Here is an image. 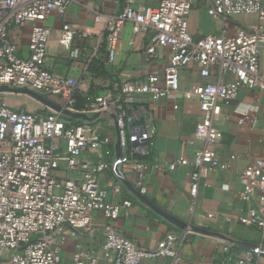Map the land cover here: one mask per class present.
<instances>
[{"label":"built area","instance_id":"2783aa9c","mask_svg":"<svg viewBox=\"0 0 264 264\" xmlns=\"http://www.w3.org/2000/svg\"><path fill=\"white\" fill-rule=\"evenodd\" d=\"M75 1L80 0H0V87L26 88L46 97H61L63 107L77 111V93L83 80L59 76L47 65L51 37L47 19L52 13L65 15ZM196 1L199 0H160L153 7L123 0L121 12L108 15L104 29L96 33L94 55L105 48L113 61L122 30L131 23L134 35L153 32L146 45V59L151 60L159 48H167L168 63L162 75L151 73L144 80L113 82L110 92L94 96L84 110L98 113L96 121L113 119L120 147L129 149V128L147 112L139 103L141 95H150L154 101L175 96L181 91L182 70L193 64L200 67L204 79L211 77L215 67L220 75H231L230 80L203 82L184 92L185 98L194 96L199 101L200 120L195 135L204 145L192 161L179 157L168 163V168L174 170L189 163L195 166L191 173L192 209L204 177L231 167L230 162H222L210 148L223 137L215 124L220 104L235 100L242 87L258 91L264 101V71L260 61L264 47V0H206L210 3L209 15L222 18L225 24L242 14H257L258 22L254 28L237 27L234 33L224 28L219 34L199 39L189 28V16ZM30 23V54L23 57L10 39V30ZM64 28L70 30L68 25ZM93 34L82 32L80 36L87 38ZM79 53L76 49L73 55ZM252 110L257 108L250 107L244 114L249 117ZM149 119L147 124L151 123ZM99 128V124L74 122L55 110L17 109L0 98V264H61L67 231L74 237L83 231L94 233L91 225L95 212H101L107 220L102 227L105 236L102 249L107 257L111 255L108 264H142L144 258L157 256L169 257L173 264L180 263L182 257L174 235H168L155 249H147L119 230L116 221L122 209L131 207L133 202L128 198L109 201V191L101 184L99 175L128 165L135 173V187L145 195L150 165L134 157V153L145 152L139 145H132L129 154L117 155L113 163L80 161L85 151L104 150L106 155L112 154V139L101 136ZM140 136L139 140L144 142L151 131L144 130ZM61 140L65 142V151L61 150ZM61 160H66L70 169H80L83 181H58L55 171ZM155 167L161 170V166ZM238 177L245 202L250 203L258 192L263 200L261 208L248 205L239 221L264 231V157L240 169ZM229 187L228 183L223 184L224 189ZM115 191L120 189L115 187ZM263 253L260 247L245 250L222 264H258L256 257ZM69 264H100V259L95 252L79 250Z\"/></svg>","mask_w":264,"mask_h":264},{"label":"crops","instance_id":"0c3cea01","mask_svg":"<svg viewBox=\"0 0 264 264\" xmlns=\"http://www.w3.org/2000/svg\"><path fill=\"white\" fill-rule=\"evenodd\" d=\"M159 1L134 0L135 3L153 7ZM209 6L210 3L206 0L196 1L190 13L189 28L196 39L207 34H219L224 28L229 33L236 32L237 27L254 28L258 22L257 14H242L225 24L222 18L209 15ZM122 9L123 0H80L73 2L65 15L52 13L47 19V25L51 29L48 67L59 76H72L83 80L77 93L76 112L86 113L88 117H72L73 121L99 124V134L108 135L112 139L111 155H106L104 150L85 151L79 160L113 163L117 155L130 153V147L134 145V135L139 138L144 130H150L151 136L147 143L140 140L139 144L145 152L134 153L135 158L150 165L146 179L148 192L145 196L188 225L187 228L176 225L135 195L128 186V183L135 186V173L128 165L123 164L118 170L109 169L99 175L101 184L109 191V201L121 202L128 198L133 202L131 207L122 209L116 221L119 230L138 246L147 249H155L168 235H174L176 248L182 257L179 264H222L245 250H251L233 241L247 242L254 245V248L264 249V231L239 221L248 205L263 207L261 192L256 193L250 203L242 199L243 186L238 177L240 169L254 159L264 157V101L258 91L242 87L235 100L220 104L215 124L223 132V137L210 148L222 162H230L231 167L227 170L218 169L204 177L194 209L191 208L190 190L191 173L195 166L189 163L178 165L174 170L168 168V163L179 157L192 161L196 151L204 145L195 135L200 120L199 101L194 96L185 98L184 92L203 82H217L220 78L230 80L233 78L231 75H220L219 69L215 67L211 77L204 79L200 67L193 64L182 70L181 91L175 96L154 101L150 95H141L138 98L139 103L147 112L129 128V149L120 147L118 130L113 119L100 122L93 118L94 114L84 112L94 96L110 92L113 82L144 80L151 73L162 75L168 63L167 48H159L151 60L146 59V45L153 32L149 30L134 35L131 23H127L122 30L113 61L105 48H101L94 55L96 33L104 29L108 15H117ZM65 25L70 30H65ZM31 29L30 23L10 30V39L17 45L18 53L23 57L30 54ZM82 32L94 34L83 38L80 36ZM76 49L80 50L78 56L73 55ZM260 61L264 71V47L261 49ZM47 98L60 106L64 104L61 97ZM250 107L257 108V111L252 110L247 117L244 113ZM39 108L43 112L53 110L43 104ZM148 119L151 120L150 124H147ZM60 144L61 150L65 151V142L61 140ZM156 165L161 166V170ZM55 175L60 182L67 179L81 182L84 179L83 172L80 169H70L66 160L60 161ZM224 183L230 185L229 189L223 188ZM115 187L120 191L116 192ZM106 221L101 212H95L91 225L95 229L94 233L83 231L74 237L67 231L68 240L62 245L61 252L65 264H69L79 250L95 252L100 264H108L111 255L107 257L102 249L105 240L102 227ZM193 227L212 233L198 232ZM256 262L264 264V255L257 256ZM142 264L173 263L169 257L157 256L144 258Z\"/></svg>","mask_w":264,"mask_h":264},{"label":"water","instance_id":"95a60500","mask_svg":"<svg viewBox=\"0 0 264 264\" xmlns=\"http://www.w3.org/2000/svg\"><path fill=\"white\" fill-rule=\"evenodd\" d=\"M5 92H13V93H19V94H25L28 95L34 99H36L38 102H40L43 105H46L50 108H52L53 110L59 112L60 114H62L63 116H67V117H74V118H82V117H88V115L86 113H79L76 111H72L70 109H67L63 106H60L56 103H54L52 100H50L49 98H47L46 96L31 91L29 89L26 88H9V87H0V93H5ZM98 113L93 115V118H97L98 117ZM133 142L134 145H139L140 144V140L139 138L134 135L133 136ZM145 143H147V140H144ZM128 186L130 187V189L132 190V192L137 195L140 199H142L143 201H145L147 204H149L151 207H153L158 213H160L161 215H163L165 218H167L168 220L172 221L173 223H175L176 225L182 227V228H187L188 225L186 223H184L183 221H181L180 219L176 218L175 216H173L172 214L168 213L167 211L159 208L156 204H154L153 202H151L148 198H146V196L144 194H141L137 188L135 186H133L131 183H128ZM194 230L198 231V232H205V233H209L211 234L212 232L206 229H201V228H197V227H193ZM235 242V244L242 246V247H246L249 249H256L254 248V245L249 244L247 242H242V241H233ZM264 255V253H263Z\"/></svg>","mask_w":264,"mask_h":264},{"label":"rangeland","instance_id":"374dc122","mask_svg":"<svg viewBox=\"0 0 264 264\" xmlns=\"http://www.w3.org/2000/svg\"><path fill=\"white\" fill-rule=\"evenodd\" d=\"M0 98L8 103H10L14 108L25 109L30 111H39L41 103L36 99L19 93L5 92L0 94ZM64 258V257H63ZM61 264H65L62 259Z\"/></svg>","mask_w":264,"mask_h":264},{"label":"trees","instance_id":"16d2710c","mask_svg":"<svg viewBox=\"0 0 264 264\" xmlns=\"http://www.w3.org/2000/svg\"><path fill=\"white\" fill-rule=\"evenodd\" d=\"M65 117L73 121V118L72 117H67V116H65Z\"/></svg>","mask_w":264,"mask_h":264}]
</instances>
